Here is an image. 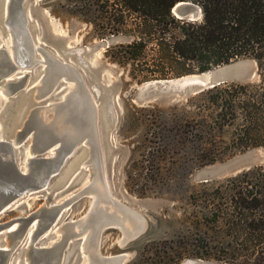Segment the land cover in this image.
<instances>
[{"label": "rangeland", "instance_id": "obj_1", "mask_svg": "<svg viewBox=\"0 0 264 264\" xmlns=\"http://www.w3.org/2000/svg\"><path fill=\"white\" fill-rule=\"evenodd\" d=\"M6 3L7 0H0V50L10 51L12 38L9 32L6 34L8 29L4 23ZM117 10L114 0H23L35 64L16 72L17 78L30 74L26 94H20L25 107L30 104L48 107L61 102L75 86L61 78L50 94L34 100L48 68L42 53L75 68L95 104L109 194L127 208V213L141 215L145 228L127 244H123L124 232L120 228L105 230L100 254L104 257L126 255L124 264H256L257 256L247 251L246 246L236 244L243 234L230 229L233 212L229 199L234 178L264 167L263 147L237 149L239 135L251 143L264 141V137L255 138V132L251 135L255 139L245 136L248 115L253 111L247 104L253 99L255 103L264 94L258 62L254 59L232 62L243 65L246 75L252 77L248 81L228 78L202 92L179 98L163 95L143 103L141 89L146 84L181 77L142 81V78H133L130 65L111 59L108 54L111 47L132 42V37L111 34L119 27L115 22ZM134 27L129 23L127 32L131 34ZM103 34H107L106 38ZM219 67L224 65L204 74L216 72ZM27 97L30 101L25 102ZM15 100L0 94V131L4 130V134L9 132L7 120L15 116L18 107ZM4 117L6 122L2 120ZM25 120L23 116L21 124ZM32 147L31 134L15 149L21 162L29 157ZM86 149L79 146L60 174L45 188L25 196L0 215V226L5 227L33 216L44 207L73 200L53 224L51 215L40 214L36 221L38 227L17 243L9 258L10 264H46L39 257L31 259V248L63 242L70 225L86 217L93 207V196H79L91 180V171L82 166L89 159ZM77 159L79 165L74 163ZM95 196L100 211L109 210L114 214L116 208L108 202L105 193ZM219 218L229 220L222 219L219 224ZM12 229L0 231V248L15 244L6 235ZM38 233L40 236L34 243L31 237ZM86 235L69 239L60 264H89V255L83 251ZM198 253L208 257L198 258L195 256ZM56 259L52 258L49 263L58 264Z\"/></svg>", "mask_w": 264, "mask_h": 264}, {"label": "water", "instance_id": "obj_2", "mask_svg": "<svg viewBox=\"0 0 264 264\" xmlns=\"http://www.w3.org/2000/svg\"><path fill=\"white\" fill-rule=\"evenodd\" d=\"M173 14L180 20L200 21L203 19V10L200 6L192 2H180L172 10ZM7 18L4 20L12 38V46L0 50V94L8 100H15L18 105L15 116L7 120L4 117L3 122L8 121L9 132L4 134L0 131V215L17 204L22 198L29 194H37L47 186L52 179L56 178L65 167L69 159L73 157L79 146L87 149L85 152L89 159L82 163L85 169L91 171V180L88 186L79 195L92 196L93 180L98 176L99 180L106 187L105 192L108 202L120 207L109 194L104 172V153L101 136L99 132L97 109L88 93L81 76L75 68L68 64L50 59L46 53H42L46 59L48 68L45 71V77L40 82L34 100L44 98L50 94L57 86L61 78L67 82L75 84L65 98L58 103L48 107L34 106L28 107L20 101V94L25 93V87L30 81V74L26 73L22 78H17L19 68H31L33 61V50L30 38L27 33L26 17L23 11V0H7L6 3ZM104 45V44H103ZM100 45V48H104ZM105 46V45H104ZM219 69V70H218ZM228 78H238L241 81H248L252 77L245 73L243 65L231 63L224 65V68H217L216 72L209 74H200L184 76L177 80L156 81L146 84L141 89V101L157 100L166 96H176V98L186 95L202 92L206 88H215L221 82ZM30 101L27 97L25 102ZM26 116V120L21 124V119ZM11 134V135H10ZM32 134L33 147L29 157L23 162L19 160L15 149L19 148L22 142ZM9 136V138H6ZM75 164L79 165L77 159ZM249 166V165H246ZM239 168V167H238ZM235 169L236 171L238 170ZM78 196V197H79ZM77 197V198H78ZM76 198V199H77ZM73 200H69L60 205L44 207L40 212L26 219H19L8 226H0V231L13 228L6 232L8 240L12 239L15 244H9L6 248H0V264H10L9 258L14 252L17 243L27 236L34 228L38 227L36 222L40 214H49L52 218V224L57 221L60 215ZM99 203V202H98ZM98 203L92 200L93 207L89 210L86 217L70 225L69 230L64 233V240L59 244H52L50 247H41L32 249L30 257L36 260V257L46 260V264L52 258L56 263H61V255L71 238H79L85 231L90 232L86 241L83 243V251L89 255V261L93 264H124L126 255L104 257L100 254V241L103 232L112 227H118L124 232L123 244L138 238L145 230L139 222L138 213L128 216V225L120 227L115 221H105L102 218L101 223L95 222L98 211ZM108 209V208H107ZM127 209V208H126ZM97 210V211H96ZM102 216L111 214L100 212ZM126 214V213H125ZM142 217V216H141ZM51 224V225H52ZM139 228L135 231V227ZM77 228V230H74ZM126 230H131L128 233ZM126 231V232H125ZM34 233V232H33ZM41 233V232H39ZM31 239L37 243L40 234ZM189 264H199L192 262Z\"/></svg>", "mask_w": 264, "mask_h": 264}, {"label": "trees", "instance_id": "obj_3", "mask_svg": "<svg viewBox=\"0 0 264 264\" xmlns=\"http://www.w3.org/2000/svg\"><path fill=\"white\" fill-rule=\"evenodd\" d=\"M114 1L118 6L115 22L119 27L110 33L132 37V42L111 47L108 54L115 62L130 65L133 78H142V81L179 78L205 73L240 59H254L264 79V0ZM180 2L200 6L203 19H178L172 10ZM129 23L135 26L131 34L127 32ZM259 98L247 104V108H253L245 127V136L249 139L264 137V94ZM254 132L255 138H251ZM239 138L237 149L240 151L264 148V141L251 143L242 135ZM231 183L230 229L245 235L244 239L243 235L241 240L237 238L236 244L246 246L247 251L257 256L256 264H264V167L246 171ZM222 219L229 220L219 218L217 223ZM236 253L235 250L233 254ZM195 256L208 257L201 253Z\"/></svg>", "mask_w": 264, "mask_h": 264}, {"label": "bare ground", "instance_id": "obj_4", "mask_svg": "<svg viewBox=\"0 0 264 264\" xmlns=\"http://www.w3.org/2000/svg\"><path fill=\"white\" fill-rule=\"evenodd\" d=\"M101 186H103V187H101ZM105 186L103 185V183L99 180V178H98V176L96 177V178H94V180H93V188H92V196L94 197V200H95V195L96 194H98V193H100L101 194V196H103L104 195V193H105V191H104V188ZM98 188V189H97ZM95 194V195H94ZM98 198V197H97ZM101 198V197H100ZM95 203H98V200L96 199L95 200ZM113 207H115L116 209H115V211H114V214H107L106 216H102L101 215V213L100 212H106V211H104L103 209H101V211H98V212H96L97 213V215H96V219H95V222L96 223H98V224H100L101 223V219L102 218H108V217H110L109 219H104L105 221H111V222H113V221H115L116 222V224H118L120 227H122L124 224L125 225H128L127 223L129 222L128 221V217H127V215L128 216H133L134 214H131V212L130 213H127V210L124 208V207H122V206H120V207H116V206H114L115 204H113L112 202H109ZM99 204V203H98ZM100 205V204H99ZM110 207V206H109ZM99 208V207H98ZM100 209V208H99ZM97 211V210H96ZM126 213V214H125ZM134 217V216H133ZM139 217V222H140V224L142 225V223H143V219H141L142 217H140V216H138ZM139 227L138 226H136L135 227V231H137V229H138ZM126 231H128V233H132V232H130L131 230H126ZM125 231V232H126ZM84 234H87L86 236H85V241H86V238L88 237V235L90 234V232H89V230L88 231H85V233ZM89 264H93L92 262H90L89 261Z\"/></svg>", "mask_w": 264, "mask_h": 264}]
</instances>
